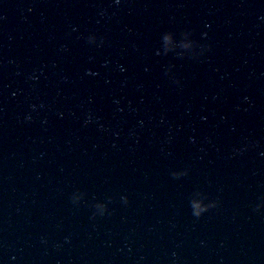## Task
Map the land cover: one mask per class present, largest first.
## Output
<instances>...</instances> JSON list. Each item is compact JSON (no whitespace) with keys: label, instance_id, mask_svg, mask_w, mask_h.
I'll return each instance as SVG.
<instances>
[{"label":"water","instance_id":"obj_1","mask_svg":"<svg viewBox=\"0 0 264 264\" xmlns=\"http://www.w3.org/2000/svg\"><path fill=\"white\" fill-rule=\"evenodd\" d=\"M0 264H264V0H0Z\"/></svg>","mask_w":264,"mask_h":264},{"label":"clouds","instance_id":"obj_2","mask_svg":"<svg viewBox=\"0 0 264 264\" xmlns=\"http://www.w3.org/2000/svg\"><path fill=\"white\" fill-rule=\"evenodd\" d=\"M214 205H202V204H197L196 205V215H199L201 214L202 212L206 211L207 208L209 207H213ZM96 207L101 211V213H103L104 211V205L102 204H97Z\"/></svg>","mask_w":264,"mask_h":264}]
</instances>
